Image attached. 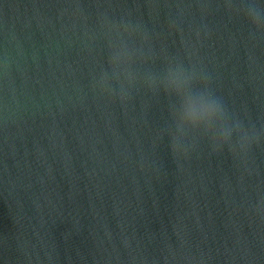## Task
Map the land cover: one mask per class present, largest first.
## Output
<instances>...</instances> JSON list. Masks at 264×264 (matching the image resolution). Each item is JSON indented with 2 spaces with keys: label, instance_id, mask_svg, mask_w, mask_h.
Instances as JSON below:
<instances>
[{
  "label": "water",
  "instance_id": "water-1",
  "mask_svg": "<svg viewBox=\"0 0 264 264\" xmlns=\"http://www.w3.org/2000/svg\"><path fill=\"white\" fill-rule=\"evenodd\" d=\"M0 264H264V0H0Z\"/></svg>",
  "mask_w": 264,
  "mask_h": 264
},
{
  "label": "clouds",
  "instance_id": "clouds-1",
  "mask_svg": "<svg viewBox=\"0 0 264 264\" xmlns=\"http://www.w3.org/2000/svg\"><path fill=\"white\" fill-rule=\"evenodd\" d=\"M216 107H217V108H221V106H220V104H219L218 101H216Z\"/></svg>",
  "mask_w": 264,
  "mask_h": 264
}]
</instances>
